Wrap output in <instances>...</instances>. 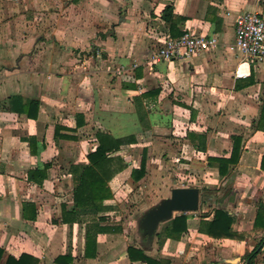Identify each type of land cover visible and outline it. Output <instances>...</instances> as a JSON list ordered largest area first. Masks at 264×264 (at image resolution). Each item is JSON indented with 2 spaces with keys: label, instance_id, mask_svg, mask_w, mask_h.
Returning <instances> with one entry per match:
<instances>
[{
  "label": "crops",
  "instance_id": "obj_1",
  "mask_svg": "<svg viewBox=\"0 0 264 264\" xmlns=\"http://www.w3.org/2000/svg\"><path fill=\"white\" fill-rule=\"evenodd\" d=\"M167 5L177 30L214 34L217 45L153 61L158 37L171 33ZM243 11L264 15V0H0V264L23 255L37 264H148L134 248L161 264H248L257 248L252 264H264V61L236 47ZM98 132L130 139L99 169L122 168L103 208L74 215L73 171L89 163ZM235 144L238 160L221 174L209 160L230 158ZM166 180L164 197L197 186L200 205L175 213L187 216L180 238L159 241L173 217L148 242L138 218L154 205L148 191ZM217 209L236 236L201 231ZM87 230L97 233L88 245Z\"/></svg>",
  "mask_w": 264,
  "mask_h": 264
},
{
  "label": "trees",
  "instance_id": "obj_2",
  "mask_svg": "<svg viewBox=\"0 0 264 264\" xmlns=\"http://www.w3.org/2000/svg\"><path fill=\"white\" fill-rule=\"evenodd\" d=\"M163 18L166 22H169L171 27V33L173 37H177L182 34L181 31L176 28V20L173 19V6L167 5L163 11ZM173 29V30H172ZM264 100V99H263ZM264 102L262 105V114L260 118H264ZM259 125V124H258ZM99 144L97 149L89 154V163L82 166H76L73 171L75 176V188H74V205L75 209L71 214L85 215L90 212L97 213L99 209L103 208V200L111 196V191L108 187L109 180L115 173L121 170L122 165H116L115 167L102 172L99 168L101 164L106 162L116 151H118L122 144L127 143L128 138H116L113 135L106 132L97 133ZM239 156V145L235 144L232 155L230 158H218L217 164L210 163L218 167L221 174H226L231 163H235ZM145 160L143 158L141 166L138 169H133L132 176L135 180H139L145 173ZM261 167L264 169V157L262 159ZM262 211L257 215V221L259 217H262ZM185 214L176 215L172 220L168 221L159 233V241L162 243L165 238H180L182 232L186 229ZM233 218L230 214L222 209H217L213 220L203 221L201 224V231L208 233L214 237H233L237 234L232 231ZM101 230V229H99ZM97 233L92 236L91 231L87 230V245L96 240ZM264 238L260 243H263ZM255 248L250 252L246 259L248 264H252L253 258L257 251ZM139 253V257L146 260L148 264H161L158 260L146 256L142 249L134 248ZM3 250L0 249V257ZM131 256V254H130ZM132 257V256H131ZM38 260L33 259L31 263L25 260L24 255L20 259L9 256L6 264H37Z\"/></svg>",
  "mask_w": 264,
  "mask_h": 264
},
{
  "label": "built area",
  "instance_id": "obj_3",
  "mask_svg": "<svg viewBox=\"0 0 264 264\" xmlns=\"http://www.w3.org/2000/svg\"><path fill=\"white\" fill-rule=\"evenodd\" d=\"M158 44L151 53L155 62L185 59L201 54L216 46L214 34L185 32L177 37L164 34L158 37ZM235 44L247 60L264 61V15L258 11H243L235 19Z\"/></svg>",
  "mask_w": 264,
  "mask_h": 264
},
{
  "label": "water",
  "instance_id": "obj_4",
  "mask_svg": "<svg viewBox=\"0 0 264 264\" xmlns=\"http://www.w3.org/2000/svg\"><path fill=\"white\" fill-rule=\"evenodd\" d=\"M200 188L176 186L169 196L146 209L138 218V230L148 242H152L160 224L174 217L179 211H195L200 205Z\"/></svg>",
  "mask_w": 264,
  "mask_h": 264
},
{
  "label": "rangeland",
  "instance_id": "obj_5",
  "mask_svg": "<svg viewBox=\"0 0 264 264\" xmlns=\"http://www.w3.org/2000/svg\"><path fill=\"white\" fill-rule=\"evenodd\" d=\"M173 183L172 180H166L164 182V184L161 186L160 184L156 187V188H152L150 189V181L148 184V193L146 195L147 198V206H151L155 203H157L161 198H163L168 192V188L171 186V184ZM144 195L142 194L141 199L143 200ZM135 200L139 201L140 197L135 198ZM135 203V202H134ZM134 204H132L131 206H133ZM142 212L141 209H138L135 213H134V218L137 217V215H139Z\"/></svg>",
  "mask_w": 264,
  "mask_h": 264
}]
</instances>
